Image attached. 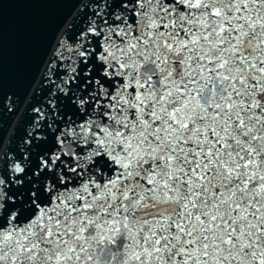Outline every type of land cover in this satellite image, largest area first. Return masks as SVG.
<instances>
[{
  "label": "snow or ice",
  "instance_id": "obj_1",
  "mask_svg": "<svg viewBox=\"0 0 264 264\" xmlns=\"http://www.w3.org/2000/svg\"><path fill=\"white\" fill-rule=\"evenodd\" d=\"M75 12L0 132V264H264V0Z\"/></svg>",
  "mask_w": 264,
  "mask_h": 264
},
{
  "label": "water",
  "instance_id": "obj_2",
  "mask_svg": "<svg viewBox=\"0 0 264 264\" xmlns=\"http://www.w3.org/2000/svg\"><path fill=\"white\" fill-rule=\"evenodd\" d=\"M74 1L5 0L0 8V72L5 90L15 92L18 100L13 111L0 109V132L7 134L12 147H16L13 133H22L26 126V110L40 79L39 69L47 60L54 37L62 32L61 26L74 9ZM41 98L42 93L35 97L37 101Z\"/></svg>",
  "mask_w": 264,
  "mask_h": 264
},
{
  "label": "bare ground",
  "instance_id": "obj_3",
  "mask_svg": "<svg viewBox=\"0 0 264 264\" xmlns=\"http://www.w3.org/2000/svg\"><path fill=\"white\" fill-rule=\"evenodd\" d=\"M21 116H22V114H21ZM21 116H20V117H21ZM20 117H19V119H20ZM19 119H18V120H19ZM14 127H15V126H14ZM13 129H14V128H13Z\"/></svg>",
  "mask_w": 264,
  "mask_h": 264
}]
</instances>
